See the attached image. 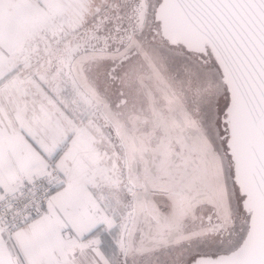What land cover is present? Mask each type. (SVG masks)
Returning a JSON list of instances; mask_svg holds the SVG:
<instances>
[{
  "label": "snow or ice",
  "instance_id": "1",
  "mask_svg": "<svg viewBox=\"0 0 264 264\" xmlns=\"http://www.w3.org/2000/svg\"><path fill=\"white\" fill-rule=\"evenodd\" d=\"M0 264H264V0H0Z\"/></svg>",
  "mask_w": 264,
  "mask_h": 264
}]
</instances>
